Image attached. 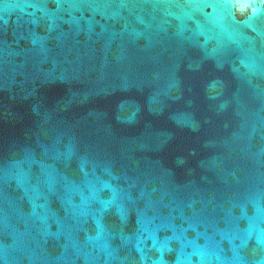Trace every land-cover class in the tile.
<instances>
[{"label": "water", "instance_id": "water-1", "mask_svg": "<svg viewBox=\"0 0 264 264\" xmlns=\"http://www.w3.org/2000/svg\"><path fill=\"white\" fill-rule=\"evenodd\" d=\"M0 264H264V0H0Z\"/></svg>", "mask_w": 264, "mask_h": 264}]
</instances>
